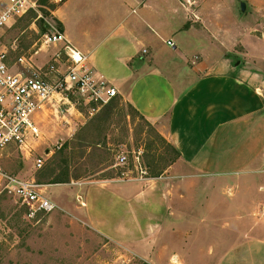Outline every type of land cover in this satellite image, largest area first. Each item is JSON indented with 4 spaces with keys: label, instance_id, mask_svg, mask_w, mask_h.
Masks as SVG:
<instances>
[{
    "label": "rangeland",
    "instance_id": "1",
    "mask_svg": "<svg viewBox=\"0 0 264 264\" xmlns=\"http://www.w3.org/2000/svg\"><path fill=\"white\" fill-rule=\"evenodd\" d=\"M147 2L176 7L178 20L166 13L165 27L167 33L176 31L178 48L190 59H229L253 72L254 78H264V0ZM61 3L29 0V9L1 32L13 71L24 70L17 64L20 56L33 55L44 70L55 64L54 82L71 64L67 43L47 37L60 30L55 10ZM85 64L90 69L87 60ZM66 96L54 97L37 114L41 137L33 139L31 153L11 146L3 157L9 173L34 179L56 207L29 216L28 206L15 192H0V264H211L205 263L214 258L209 253L216 256L219 249L254 235L261 225L264 229V152L233 173L172 170L174 153L163 123L144 118L121 95L111 116L101 110L103 105L93 110L72 91ZM231 140L217 147L215 163L220 164L222 152L236 149L229 147ZM122 153L127 155L125 164L118 163ZM38 158L43 159L41 167ZM53 168L54 176L69 181L49 183ZM160 183L171 213L162 232L153 223L150 234L140 237L137 227L145 219L158 221L153 208L159 203L154 201L152 209L150 205L160 193ZM90 185L123 186L135 194L136 211L144 215L140 223L135 212L139 236L111 238L94 226L84 203Z\"/></svg>",
    "mask_w": 264,
    "mask_h": 264
},
{
    "label": "crops",
    "instance_id": "2",
    "mask_svg": "<svg viewBox=\"0 0 264 264\" xmlns=\"http://www.w3.org/2000/svg\"><path fill=\"white\" fill-rule=\"evenodd\" d=\"M61 2L55 10L63 25L61 31L86 56L89 68L109 79L118 95L149 121L164 124L167 139L180 151L172 170L187 167L190 171L233 173L264 152V78H254L252 71L229 59L210 62L198 61L196 55L187 57L178 48L176 31L167 33L165 27L166 13L178 20L174 5L147 0ZM5 4L6 0H0V10ZM169 39L174 46L169 47ZM229 138L233 140L229 147L236 149L228 148L221 153L220 164L215 163L217 147ZM160 184V193L150 205L152 209L154 201L159 203L153 208L158 221L145 219L137 227L140 237L149 235L154 224L162 232L171 213L169 197ZM93 186L85 187L84 203L94 226L111 238L139 236L135 212L140 223L144 215L143 210L136 211L135 194L126 186ZM254 233L219 249L216 256L209 253L215 262L206 259L205 263L264 264L262 225Z\"/></svg>",
    "mask_w": 264,
    "mask_h": 264
},
{
    "label": "built area",
    "instance_id": "3",
    "mask_svg": "<svg viewBox=\"0 0 264 264\" xmlns=\"http://www.w3.org/2000/svg\"><path fill=\"white\" fill-rule=\"evenodd\" d=\"M28 9L29 0H6V5L0 10V192L4 189L15 192L28 206L29 216H34L38 211H52L56 204L45 196L41 185L34 179H20L5 169L3 157L7 150L14 146L20 151L32 152L33 139L41 137L36 116L54 97L67 99L66 93L72 91L95 110L94 104L100 107L119 92L109 79L86 67V56L69 44L61 30L47 35L48 41L53 43L65 41L70 50L67 53L71 64L60 78L53 82L51 73L55 64H50L49 69L44 70L36 66L33 55L20 56L17 64L23 66L24 70L13 71L8 63L9 51L1 40V32ZM166 42L175 45L172 39ZM118 163H127V155L120 154ZM37 166H43V159H37Z\"/></svg>",
    "mask_w": 264,
    "mask_h": 264
},
{
    "label": "trees",
    "instance_id": "4",
    "mask_svg": "<svg viewBox=\"0 0 264 264\" xmlns=\"http://www.w3.org/2000/svg\"><path fill=\"white\" fill-rule=\"evenodd\" d=\"M57 23L59 25L60 30H62L63 29V25H62V23H61V21L59 19H57ZM117 104H118V98L116 96L113 99H111L109 102H107L106 104H104L102 106L101 110H103L106 113V115L111 116V114L113 113V110L115 109L114 107ZM93 106H96V105L94 104ZM141 116H143L144 118H146L143 114H141ZM172 149H173L174 156L171 158L170 161L173 163V162H175L180 157V151L175 146H173V145H172ZM54 172H55V168H53L52 171H50V173H49V176L51 177L49 183H57V182L63 183V182H68L69 181L68 178H64L63 176H58V175L57 176H54Z\"/></svg>",
    "mask_w": 264,
    "mask_h": 264
},
{
    "label": "water",
    "instance_id": "5",
    "mask_svg": "<svg viewBox=\"0 0 264 264\" xmlns=\"http://www.w3.org/2000/svg\"><path fill=\"white\" fill-rule=\"evenodd\" d=\"M241 9L242 11H245L246 9V3L244 1L241 2Z\"/></svg>",
    "mask_w": 264,
    "mask_h": 264
},
{
    "label": "bare ground",
    "instance_id": "6",
    "mask_svg": "<svg viewBox=\"0 0 264 264\" xmlns=\"http://www.w3.org/2000/svg\"><path fill=\"white\" fill-rule=\"evenodd\" d=\"M76 57H79V55H78V54H76Z\"/></svg>",
    "mask_w": 264,
    "mask_h": 264
}]
</instances>
